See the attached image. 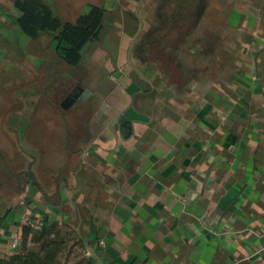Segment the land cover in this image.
Instances as JSON below:
<instances>
[{
    "label": "crops",
    "instance_id": "1",
    "mask_svg": "<svg viewBox=\"0 0 264 264\" xmlns=\"http://www.w3.org/2000/svg\"><path fill=\"white\" fill-rule=\"evenodd\" d=\"M46 1L67 18L90 3L116 17L80 81L63 79L57 93L48 38L31 40L0 15L9 43L0 49V170L25 181L18 195L2 188L3 206L28 201L56 237L72 235L57 264H264V50L248 60L258 75L250 68L241 85L234 75L248 62L229 38L264 35V0H235L214 16L205 7L181 40L161 26L164 0L155 9L148 0ZM150 36L164 40L147 42L143 60L137 49ZM76 85L90 95L65 101ZM33 237L16 214L4 218L0 256L35 247Z\"/></svg>",
    "mask_w": 264,
    "mask_h": 264
},
{
    "label": "trees",
    "instance_id": "2",
    "mask_svg": "<svg viewBox=\"0 0 264 264\" xmlns=\"http://www.w3.org/2000/svg\"><path fill=\"white\" fill-rule=\"evenodd\" d=\"M208 0H164V5H161L165 10L162 11V22L161 26L165 29L178 31L181 38L184 34V29L197 25L206 3ZM70 18L63 17L59 14L57 8L51 6L46 0H13L9 5H6L4 9L0 10V15L3 16L9 14L14 17V27L17 31L26 35L31 40L39 39L41 36H46L48 38V45H52V50L54 54V62L58 67H60L59 72L50 74L51 80L48 87L58 93L59 88L63 87L64 81L66 80L65 86L69 81H78V76L82 74L80 68L88 57L89 53L93 48L101 46L104 42L107 32L110 29L112 23L115 21L116 15L114 13H109L99 4L90 3L86 7L75 9L71 8ZM231 17V16H230ZM216 24H214L215 26ZM217 32H214L212 39L215 41L220 37L221 28L216 27ZM8 27L0 19V49L5 48L8 45L7 37ZM262 31H257L252 33L249 37H246L248 45L242 44L239 40H245L244 34L238 38L232 37L230 33L229 38L233 43L235 42V49L238 50L239 55L248 62L252 57L251 55H259L261 51L264 50V35H261ZM178 34V36H179ZM157 45L162 43L157 38L150 36L149 39H145L138 46L139 56L143 60H148L147 51H144L145 44L147 42ZM179 40V41H180ZM173 42V43H172ZM178 40H171L167 42L168 44L176 43ZM43 45L45 43L43 42ZM172 46V45H170ZM87 49V50H86ZM87 53H86V51ZM163 47H157L155 50V55L159 53L164 55ZM234 50V49H233ZM85 51V52H84ZM158 53V54H157ZM167 57L169 60L175 58V53L173 48L167 50ZM160 59V58H158ZM264 60V58H263ZM61 68L63 70H61ZM244 70H237L235 72L234 78L236 83L245 85V82L250 68L256 70V63L251 65V61L248 62V66L243 67ZM258 75V72H257ZM262 75V74H261ZM65 77V78H63ZM69 80V81H67ZM80 81V80H79ZM125 124L121 125L123 129ZM132 129L127 128L124 132V137H129ZM5 171V172H4ZM1 175H5V178L0 177V191L2 188H13L15 194H21L23 188L25 187V181L22 176H12V174L7 171L6 168L3 171L0 170ZM9 182V184H8ZM25 209H36L28 202L25 201L22 205L15 206L13 208H5L3 203L0 202V222L12 214L17 215V221L19 222V217ZM46 224L44 229L38 232V235L34 234L32 240L35 243L33 248H25V250H20L19 252H14L9 255L0 256V264H57L56 258L62 250L61 243L63 240L68 241L72 238L69 234H58L56 237V232L53 224L48 221L45 217ZM51 234H54L55 238H51ZM61 243V244H60ZM66 243V242H65Z\"/></svg>",
    "mask_w": 264,
    "mask_h": 264
},
{
    "label": "built area",
    "instance_id": "3",
    "mask_svg": "<svg viewBox=\"0 0 264 264\" xmlns=\"http://www.w3.org/2000/svg\"><path fill=\"white\" fill-rule=\"evenodd\" d=\"M19 224L22 227L27 228L30 233L38 234V232L44 229L43 227L46 224V220L45 216L41 212H36L32 209H25L19 217ZM19 242L20 237L13 236L10 242V247L16 249ZM99 243L103 244L104 242L100 240Z\"/></svg>",
    "mask_w": 264,
    "mask_h": 264
},
{
    "label": "rangeland",
    "instance_id": "4",
    "mask_svg": "<svg viewBox=\"0 0 264 264\" xmlns=\"http://www.w3.org/2000/svg\"><path fill=\"white\" fill-rule=\"evenodd\" d=\"M160 0H148V4H149V6L151 7V8H154L155 9V7L157 6V4H158V2H159ZM236 1L235 0H208V2L206 3L207 5H206V8L208 9V8H210V15H213L214 16V13H215V11L216 12H221V14H225V12L227 11V9H231L232 7V5L233 6H235L236 4ZM206 8H204V9H206ZM206 9V10H207ZM165 10V6L162 8V11H164ZM212 11V12H211ZM213 16H210V18L212 17V19L211 20H214L215 21V18L213 17ZM217 17V16H216ZM222 17L220 16V17H217V20L218 21H220L219 19H221ZM213 24H216V23H213ZM224 26V25H223ZM232 34V37H234V38H238V36L240 37L241 36V34L239 35L238 34V32L237 31H230ZM244 34V33H243ZM6 105V104H5ZM2 108V107H1ZM9 108H12V106L11 107H6V108H4V110L3 111H5V110H8ZM11 110V109H10ZM10 117H12V116H10ZM1 125V124H0Z\"/></svg>",
    "mask_w": 264,
    "mask_h": 264
},
{
    "label": "water",
    "instance_id": "5",
    "mask_svg": "<svg viewBox=\"0 0 264 264\" xmlns=\"http://www.w3.org/2000/svg\"><path fill=\"white\" fill-rule=\"evenodd\" d=\"M72 93L69 94L66 98L65 101L72 103L74 99L76 98H81V99H85L86 96L90 95V91L83 89L82 87L76 85V87L73 88V90L71 91ZM90 253L93 256H96L95 252L93 251V249L90 248Z\"/></svg>",
    "mask_w": 264,
    "mask_h": 264
}]
</instances>
